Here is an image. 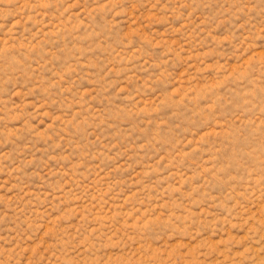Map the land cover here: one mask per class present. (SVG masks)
<instances>
[{
  "label": "rangeland",
  "instance_id": "1",
  "mask_svg": "<svg viewBox=\"0 0 264 264\" xmlns=\"http://www.w3.org/2000/svg\"><path fill=\"white\" fill-rule=\"evenodd\" d=\"M0 264H264V0H0Z\"/></svg>",
  "mask_w": 264,
  "mask_h": 264
},
{
  "label": "bare ground",
  "instance_id": "2",
  "mask_svg": "<svg viewBox=\"0 0 264 264\" xmlns=\"http://www.w3.org/2000/svg\"><path fill=\"white\" fill-rule=\"evenodd\" d=\"M213 107V106H212ZM213 109V108H212ZM22 129V128H21Z\"/></svg>",
  "mask_w": 264,
  "mask_h": 264
}]
</instances>
